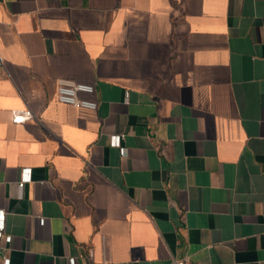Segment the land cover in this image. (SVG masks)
<instances>
[{
    "label": "crops",
    "instance_id": "crops-1",
    "mask_svg": "<svg viewBox=\"0 0 264 264\" xmlns=\"http://www.w3.org/2000/svg\"><path fill=\"white\" fill-rule=\"evenodd\" d=\"M0 55V264H264V0H0Z\"/></svg>",
    "mask_w": 264,
    "mask_h": 264
},
{
    "label": "built area",
    "instance_id": "built-area-1",
    "mask_svg": "<svg viewBox=\"0 0 264 264\" xmlns=\"http://www.w3.org/2000/svg\"><path fill=\"white\" fill-rule=\"evenodd\" d=\"M4 70V59L0 55V73ZM95 88L91 83L79 82L72 79L61 78L56 82V101L60 104L72 106L77 109L96 110L97 102L92 98ZM34 118L33 112L29 108L17 111L13 116V122L16 124L25 123ZM111 146L120 149L122 156L125 155L126 149L122 145V135L111 137ZM30 180V169L23 170V177L20 185ZM4 211H0V238L4 236ZM44 224V219H41ZM11 237H6V241L10 242ZM175 264H188L185 260H175ZM4 264H9V260H5ZM71 264H75L74 261Z\"/></svg>",
    "mask_w": 264,
    "mask_h": 264
}]
</instances>
